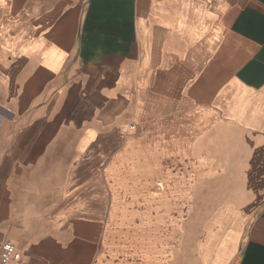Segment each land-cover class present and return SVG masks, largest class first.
Instances as JSON below:
<instances>
[{"label": "crops", "instance_id": "1", "mask_svg": "<svg viewBox=\"0 0 264 264\" xmlns=\"http://www.w3.org/2000/svg\"><path fill=\"white\" fill-rule=\"evenodd\" d=\"M4 241L264 264V0H0Z\"/></svg>", "mask_w": 264, "mask_h": 264}, {"label": "built area", "instance_id": "2", "mask_svg": "<svg viewBox=\"0 0 264 264\" xmlns=\"http://www.w3.org/2000/svg\"><path fill=\"white\" fill-rule=\"evenodd\" d=\"M0 263L1 264H23L21 253L16 246L4 241L0 246Z\"/></svg>", "mask_w": 264, "mask_h": 264}, {"label": "rangeland", "instance_id": "3", "mask_svg": "<svg viewBox=\"0 0 264 264\" xmlns=\"http://www.w3.org/2000/svg\"><path fill=\"white\" fill-rule=\"evenodd\" d=\"M188 215L190 216L191 213H189ZM193 215H194V214H193ZM192 217H193V216H192ZM193 218H194V219H190V220H189V226L192 227L190 231H192L193 234L195 235V234H196V231H197V229H196V227H197V226H196V222H197L196 220H197V219H195V217H193ZM197 223H198V222H197Z\"/></svg>", "mask_w": 264, "mask_h": 264}]
</instances>
